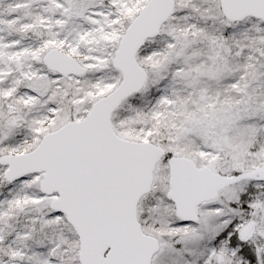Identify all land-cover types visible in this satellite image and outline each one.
<instances>
[{"label": "snow or ice", "instance_id": "snow-or-ice-1", "mask_svg": "<svg viewBox=\"0 0 264 264\" xmlns=\"http://www.w3.org/2000/svg\"><path fill=\"white\" fill-rule=\"evenodd\" d=\"M0 264H264V0H0Z\"/></svg>", "mask_w": 264, "mask_h": 264}]
</instances>
